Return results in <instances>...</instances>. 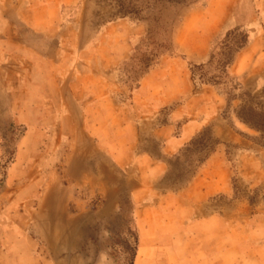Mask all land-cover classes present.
Returning a JSON list of instances; mask_svg holds the SVG:
<instances>
[{
  "label": "rangeland",
  "instance_id": "rangeland-1",
  "mask_svg": "<svg viewBox=\"0 0 264 264\" xmlns=\"http://www.w3.org/2000/svg\"><path fill=\"white\" fill-rule=\"evenodd\" d=\"M40 1L0 4L1 15L18 18L26 65L17 66L16 109L0 108V264H264L255 228L264 215V137L235 111L245 92L264 108V80L237 90L245 75L231 72L250 24L259 25L264 49V0H70L55 11ZM200 16L218 29L202 63L181 53L182 43L198 41L191 28ZM181 58L195 85L216 81L227 104L220 136L208 126L159 176L143 154H160L153 132L170 110L154 114L134 98L168 88L166 63ZM219 146L230 190L192 221L185 197L164 194L182 191ZM62 220L79 230L74 247L58 236Z\"/></svg>",
  "mask_w": 264,
  "mask_h": 264
},
{
  "label": "crops",
  "instance_id": "crops-1",
  "mask_svg": "<svg viewBox=\"0 0 264 264\" xmlns=\"http://www.w3.org/2000/svg\"><path fill=\"white\" fill-rule=\"evenodd\" d=\"M2 1L4 0H0V4ZM65 1L70 2V0H42L40 2L44 5V8L54 6L55 11L56 6ZM49 16L50 14L46 13L44 16L45 21L49 20ZM52 17L53 19L56 18V16ZM188 19L185 21H188ZM212 19L213 17H205L203 19L200 16L199 19L195 20L194 27L191 29L195 41L196 39L198 41L196 43L192 42L189 45L184 43L181 45V53L186 60L198 63L208 60L209 51L207 43L215 36L218 30L215 31L214 27L217 26V23L215 24ZM17 22V16L0 14V94L3 97V102H7L4 107L0 105V108L12 110L16 109L15 106L17 104L15 85L18 78V64H21V69L24 68L26 70V65L24 64L23 67V62L19 63L18 61L19 58H22L19 56L18 51L22 52V50L17 46L15 39ZM256 26L259 25L250 24L251 29L248 33V43L237 52L234 63L231 66V72L235 76L243 77L245 75L241 82L243 89L251 87L250 83L253 81V78L254 81H257L256 85L264 80V49L261 48L262 33L261 29H257ZM31 51L35 50L32 49ZM185 59H174L166 63L164 73L168 75V88L160 87L150 95L143 96L142 94H137L134 98L137 106L141 103L139 102L141 99L145 100L147 108L150 107V111H153L154 114L164 108L170 110L169 120L166 123L159 124L153 132L156 134L155 137L161 141L160 154L154 155L148 150H144L143 154L144 158L152 161V166L154 165L158 170L151 169V172L154 173L156 171L159 176L167 171V158L179 155L208 126L211 125L217 135L220 136L221 114L227 104L226 97L212 83L196 86ZM23 61L25 62L26 60L24 59ZM19 74L21 76L24 75V77L27 75L25 72ZM25 86H27L26 83ZM25 89L24 98L27 99L29 98L27 92L30 93V90ZM151 98L154 99L153 103H148V100ZM62 100H65L64 96H62ZM68 100L71 101L70 98ZM72 101L73 105L70 108L73 107L72 110L75 112L76 107L74 103H79L81 100L80 97L73 94ZM25 111V114H31L30 109L25 108ZM62 116L63 118L66 117L64 112H62ZM218 144L223 145L222 142ZM228 176L229 170L225 153L223 148L219 146L208 155L204 161V165L188 181V184L182 191H175L171 195L168 193L164 195L171 196L176 202L182 201L184 199L182 197H185L189 202V205L186 207L188 208V218L192 219V221L194 218L200 219L205 216L210 207L212 209L214 203L210 201L211 199L230 190L231 185ZM136 194H141V190H137ZM172 209V212L176 214V221H182V218L179 216V206L175 204ZM215 213L218 221L219 215L222 214L219 213V210ZM138 214L139 209L137 211ZM138 220H140L139 217ZM259 223L255 228L264 236V215L260 216Z\"/></svg>",
  "mask_w": 264,
  "mask_h": 264
},
{
  "label": "trees",
  "instance_id": "trees-1",
  "mask_svg": "<svg viewBox=\"0 0 264 264\" xmlns=\"http://www.w3.org/2000/svg\"><path fill=\"white\" fill-rule=\"evenodd\" d=\"M169 1L174 2L175 4H181L182 0H169ZM245 45H246V43L239 44L238 50L241 49L242 47H244ZM228 62H229V60H228ZM210 83H212L216 86L218 85V83L216 81H210ZM234 88L237 90L238 89L241 90L242 89L241 82L238 81L235 84ZM243 95H244V97L241 96L242 97V104L235 110L236 115L242 123L246 124L250 128L255 129L256 131H258L260 133V135L262 137H264V108L258 102H256V99H258V98L256 96L252 95L250 92H245ZM234 98H236V96H234ZM203 134H204V132H201L198 136L201 135V137H202ZM198 136H196L191 141V143L189 145H187L184 149H188L194 143V141L196 140V138ZM218 143H219V141H216V144H218ZM212 151H214V149H212L210 151V153ZM208 155H206L205 159L208 157Z\"/></svg>",
  "mask_w": 264,
  "mask_h": 264
},
{
  "label": "bare ground",
  "instance_id": "bare-ground-1",
  "mask_svg": "<svg viewBox=\"0 0 264 264\" xmlns=\"http://www.w3.org/2000/svg\"><path fill=\"white\" fill-rule=\"evenodd\" d=\"M58 236L62 237L65 243L76 246L79 242V230L69 225L68 221H61L56 225Z\"/></svg>",
  "mask_w": 264,
  "mask_h": 264
}]
</instances>
